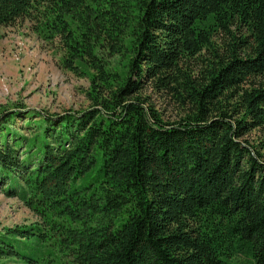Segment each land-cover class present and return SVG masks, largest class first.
<instances>
[{"label": "trees", "instance_id": "1", "mask_svg": "<svg viewBox=\"0 0 264 264\" xmlns=\"http://www.w3.org/2000/svg\"><path fill=\"white\" fill-rule=\"evenodd\" d=\"M20 18L59 38L91 104L0 112V191L39 217L0 230V264H264L246 138L264 127V0H0V26ZM147 84L185 115L165 120Z\"/></svg>", "mask_w": 264, "mask_h": 264}, {"label": "rangeland", "instance_id": "2", "mask_svg": "<svg viewBox=\"0 0 264 264\" xmlns=\"http://www.w3.org/2000/svg\"><path fill=\"white\" fill-rule=\"evenodd\" d=\"M35 23V19L20 18L13 25L0 26V112L14 110L20 105L59 114L88 108L91 104L88 74L85 70L68 67L59 38L46 39L37 32ZM143 94L165 120H179L185 115V109L174 97L152 85L147 84ZM24 119L25 116L15 119V127L28 135ZM246 138L264 155V127L252 130ZM37 220L39 217L18 197L0 191V230ZM234 260L254 264L244 256ZM8 262L23 264L17 260Z\"/></svg>", "mask_w": 264, "mask_h": 264}]
</instances>
